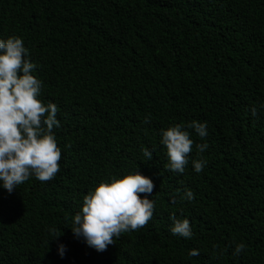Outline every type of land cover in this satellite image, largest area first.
I'll return each mask as SVG.
<instances>
[{
    "label": "trees",
    "instance_id": "obj_1",
    "mask_svg": "<svg viewBox=\"0 0 264 264\" xmlns=\"http://www.w3.org/2000/svg\"><path fill=\"white\" fill-rule=\"evenodd\" d=\"M12 35L59 106L62 158L50 181L0 187V264H264V0H0V38ZM192 120L208 123L205 139L193 131L207 166L194 171V145L172 172L160 130ZM134 170L154 181L153 218L98 252L72 217L102 180ZM185 188L195 198L171 203ZM173 214L191 239L171 233Z\"/></svg>",
    "mask_w": 264,
    "mask_h": 264
},
{
    "label": "clouds",
    "instance_id": "obj_2",
    "mask_svg": "<svg viewBox=\"0 0 264 264\" xmlns=\"http://www.w3.org/2000/svg\"><path fill=\"white\" fill-rule=\"evenodd\" d=\"M37 65L30 59L29 49L22 37L0 38V187L8 193L33 176L50 181L60 171L62 149L58 146L54 129L61 126L57 119L59 106L41 98L43 81L33 72ZM257 115L255 106L250 108ZM147 122V121H146ZM193 131L202 140L208 136L207 121L192 120L174 123L160 130V144L166 149L168 170L183 174L190 162L193 146L197 159L191 160L196 173L202 172L208 161L202 157L208 143H196ZM155 146L143 148L146 161L153 159ZM154 181L138 171L102 180L83 197L81 209L72 217L71 231L77 239L98 252L106 251L122 234L144 227L152 218L156 201L152 199ZM140 194H145L141 196ZM195 193L185 188L177 189L170 196L171 203L191 201ZM171 233L185 239L194 236L189 218L170 217ZM53 238L60 235L55 234ZM246 244L235 245L234 255L241 254ZM67 246L58 243V253L64 258ZM198 249H191L190 256H198Z\"/></svg>",
    "mask_w": 264,
    "mask_h": 264
}]
</instances>
